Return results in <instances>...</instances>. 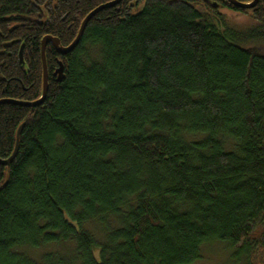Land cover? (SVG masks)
Returning <instances> with one entry per match:
<instances>
[{
	"label": "trees",
	"instance_id": "1",
	"mask_svg": "<svg viewBox=\"0 0 264 264\" xmlns=\"http://www.w3.org/2000/svg\"><path fill=\"white\" fill-rule=\"evenodd\" d=\"M113 1L0 0V100ZM46 59L0 105V264H264V0H123Z\"/></svg>",
	"mask_w": 264,
	"mask_h": 264
},
{
	"label": "water",
	"instance_id": "2",
	"mask_svg": "<svg viewBox=\"0 0 264 264\" xmlns=\"http://www.w3.org/2000/svg\"><path fill=\"white\" fill-rule=\"evenodd\" d=\"M123 0H115L111 3H108V4H105V5H102L100 6L99 8H97L96 10H94L92 13H90L87 18L84 20L82 26H81V30L76 38V40L70 45V46H67V47H64L61 45V42L58 38H55V37H52V36H46L43 40H42V49H41V56H42V62H43V70H44V78H43V93H42V96L39 100L35 101V102H22V101H14V100H0V105L2 104H16V105H20V106H25V107H36V106H39V105H42V103L45 101L46 99V96L48 94V91H49V76H48V69H47V59H46V50H47V47L48 45H53V47L57 50V52L59 54H61L62 56H67L69 55L70 53H72L77 47L78 45L80 44L82 38H83V35L85 33V30L89 24V22L92 20V18L98 14L99 12L105 10V9H108V8H113L117 5H119ZM230 4H232L235 8H238V9H250V8H254L257 3H258V0H255L253 3H250V4H244V3H241L237 0H227ZM20 60L22 63H24V59H23V50H21V53H20ZM64 66L62 63H60V68L58 69L57 71V74L59 76V79L58 81L61 82L62 79L64 78ZM22 129H23V126L19 129V132H18V138L19 136L21 135L22 133ZM18 149H19V140L17 141V145H16V149L13 153V155L8 159V160H5V161H2V164L6 165V166H9L13 160L15 159L16 157V154L18 152Z\"/></svg>",
	"mask_w": 264,
	"mask_h": 264
},
{
	"label": "rangeland",
	"instance_id": "3",
	"mask_svg": "<svg viewBox=\"0 0 264 264\" xmlns=\"http://www.w3.org/2000/svg\"><path fill=\"white\" fill-rule=\"evenodd\" d=\"M231 16L234 17L232 14ZM238 21L240 22L241 20L238 19ZM28 252H31L34 257L39 255V253H32L35 251ZM195 264H230V251L220 243L205 245L202 252V258Z\"/></svg>",
	"mask_w": 264,
	"mask_h": 264
}]
</instances>
